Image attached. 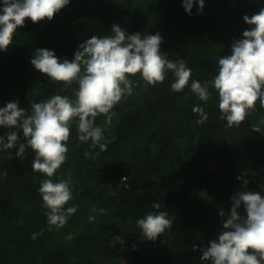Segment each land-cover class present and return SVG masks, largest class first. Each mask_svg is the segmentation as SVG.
<instances>
[{"label":"trees","instance_id":"trees-1","mask_svg":"<svg viewBox=\"0 0 264 264\" xmlns=\"http://www.w3.org/2000/svg\"><path fill=\"white\" fill-rule=\"evenodd\" d=\"M138 1L70 0L51 21L26 18L8 50L0 51V108L16 100L30 113L33 101L53 95L75 100L77 84L55 83L31 64L35 49L71 61L93 35H113L114 24L129 35L159 33L162 55L185 60L192 79L211 80L219 58L231 55L233 42L254 27L243 17L264 8V0H205L202 12L194 5L188 15L183 0H152L143 8ZM130 79L134 93L114 107L111 122L103 115L95 120L107 151L97 147L86 158L91 141L79 142L75 124L71 129L67 159L52 177L54 182L71 178L74 199L65 207L79 206L63 228L48 230L39 193L41 180L48 177L33 171L35 153L26 148L21 160L18 145L0 152V264H209L201 260L200 249L218 239L231 197L245 190L243 180L247 190L264 197V136L252 130L264 119L259 102L243 126L225 128L214 89L205 104L191 91V81L182 92H173L171 72L156 86L147 85L140 74ZM194 106L208 113L204 124H196ZM8 131L0 126V136ZM18 138L26 143L22 130ZM93 208L105 211L92 213ZM154 211H166L174 221L150 241L136 221ZM240 215L246 216L244 209ZM34 233L40 235L32 239Z\"/></svg>","mask_w":264,"mask_h":264},{"label":"clouds","instance_id":"clouds-1","mask_svg":"<svg viewBox=\"0 0 264 264\" xmlns=\"http://www.w3.org/2000/svg\"><path fill=\"white\" fill-rule=\"evenodd\" d=\"M205 0H183L186 14L191 15L194 5L202 12ZM70 0H3L0 9V51H7L13 43L18 28L23 27L26 18L33 23L51 21ZM251 27L243 32V38L235 40L231 55L220 57L217 74L203 82L192 79V69L185 60L173 61L161 54L163 38L139 32L129 35L119 25H112L113 35L98 37L93 35L78 46L74 58L69 61L60 59L55 52L37 48L31 64L40 73L46 74L53 82L65 87L78 85L75 100L67 95H53L41 102L33 101L31 112L18 107L19 101H12L0 108V126L9 131L0 136V152L16 148V157L23 160L26 148L34 153L32 169L42 173L47 179L40 182L39 193L43 206L47 209L48 230L63 228L68 219L78 210V205L65 207L73 197L71 178L55 181L57 170L65 163L69 151L67 144L71 129L75 124L78 141L88 143L86 158L92 157L91 150L97 147L107 151V144L101 127L95 120L103 115L111 122L115 115L114 107L134 93L135 82L130 77L140 74L147 85L162 84L167 73L171 72L175 82L173 92L180 93L189 86L200 101L207 104L212 98L211 89L218 94L220 120L226 121L225 128L243 126L259 107L264 108V8L251 18L243 17ZM198 114L196 124H204L208 113L204 107L194 106ZM18 130H22L26 143H20ZM252 130L264 136V119L252 125ZM8 159H12L8 153ZM7 175V173H3ZM237 180H242L241 176ZM247 180H243L244 191H237L232 197L230 215L223 223L218 239L209 241L208 246L200 249L201 260L209 264H262L264 262V197L259 192L247 190ZM243 205L246 216L239 209ZM157 209L159 205L156 206ZM104 213V209H91ZM220 216H225L220 211ZM89 222L95 221L89 215ZM174 218L166 211H154L136 224L146 240L156 241L172 227ZM40 233H34L36 239ZM67 239H72L69 235ZM135 247V246H134ZM196 250V246H193Z\"/></svg>","mask_w":264,"mask_h":264},{"label":"rangeland","instance_id":"rangeland-1","mask_svg":"<svg viewBox=\"0 0 264 264\" xmlns=\"http://www.w3.org/2000/svg\"><path fill=\"white\" fill-rule=\"evenodd\" d=\"M150 1L152 0H139L137 3L138 8H143L145 5H147ZM242 209H244L243 206L240 207V209L238 210L239 213L242 211Z\"/></svg>","mask_w":264,"mask_h":264}]
</instances>
